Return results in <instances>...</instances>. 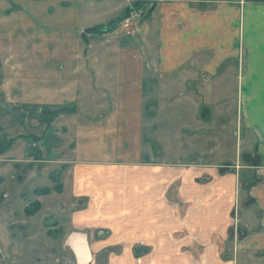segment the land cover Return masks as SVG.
<instances>
[{
    "label": "crops",
    "instance_id": "obj_1",
    "mask_svg": "<svg viewBox=\"0 0 264 264\" xmlns=\"http://www.w3.org/2000/svg\"><path fill=\"white\" fill-rule=\"evenodd\" d=\"M127 9L140 19L123 28ZM261 13L264 0H0V91L40 127L6 142L28 144L43 199L64 207L73 264H264Z\"/></svg>",
    "mask_w": 264,
    "mask_h": 264
},
{
    "label": "rangeland",
    "instance_id": "obj_2",
    "mask_svg": "<svg viewBox=\"0 0 264 264\" xmlns=\"http://www.w3.org/2000/svg\"><path fill=\"white\" fill-rule=\"evenodd\" d=\"M257 21H264V13L255 14ZM3 71L0 64L2 85L6 81ZM29 97L25 101H33L34 95ZM22 100L20 94L0 91V264H73L72 255L61 247L64 237L59 229L66 223L59 213L64 207L54 206L51 196L43 199L48 191L39 189L46 183L38 177L37 164L24 157L28 144L6 142L8 134H36L40 128L36 108ZM94 259L96 264H141L132 253H99Z\"/></svg>",
    "mask_w": 264,
    "mask_h": 264
},
{
    "label": "built area",
    "instance_id": "obj_3",
    "mask_svg": "<svg viewBox=\"0 0 264 264\" xmlns=\"http://www.w3.org/2000/svg\"><path fill=\"white\" fill-rule=\"evenodd\" d=\"M140 19V13L137 11H129L126 17L121 21V25L123 28H128L132 25L135 20Z\"/></svg>",
    "mask_w": 264,
    "mask_h": 264
},
{
    "label": "bare ground",
    "instance_id": "obj_4",
    "mask_svg": "<svg viewBox=\"0 0 264 264\" xmlns=\"http://www.w3.org/2000/svg\"><path fill=\"white\" fill-rule=\"evenodd\" d=\"M76 252H78V251L76 250ZM77 257H78V262H79V264H82V263H83V259L81 258L82 255L78 253V254H77Z\"/></svg>",
    "mask_w": 264,
    "mask_h": 264
},
{
    "label": "water",
    "instance_id": "obj_5",
    "mask_svg": "<svg viewBox=\"0 0 264 264\" xmlns=\"http://www.w3.org/2000/svg\"><path fill=\"white\" fill-rule=\"evenodd\" d=\"M128 11H129V9H127V10L125 11L124 15H123L120 19H118V21H121L122 19H124L125 16H126V14L128 13ZM82 256H85V257H86V254L83 253Z\"/></svg>",
    "mask_w": 264,
    "mask_h": 264
}]
</instances>
